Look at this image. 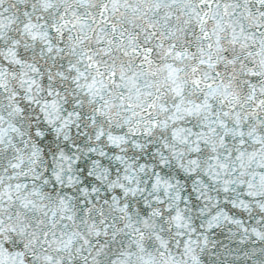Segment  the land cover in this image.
<instances>
[{
  "label": "snow or ice",
  "instance_id": "obj_1",
  "mask_svg": "<svg viewBox=\"0 0 264 264\" xmlns=\"http://www.w3.org/2000/svg\"><path fill=\"white\" fill-rule=\"evenodd\" d=\"M0 264H264V0H0Z\"/></svg>",
  "mask_w": 264,
  "mask_h": 264
}]
</instances>
